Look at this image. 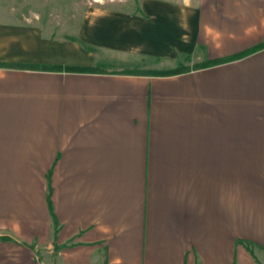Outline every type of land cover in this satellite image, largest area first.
<instances>
[{"label":"crops","instance_id":"1","mask_svg":"<svg viewBox=\"0 0 264 264\" xmlns=\"http://www.w3.org/2000/svg\"><path fill=\"white\" fill-rule=\"evenodd\" d=\"M261 44L264 0H140L53 29L0 4V264H264V48L238 58ZM108 53L189 70L30 68Z\"/></svg>","mask_w":264,"mask_h":264},{"label":"rangeland","instance_id":"2","mask_svg":"<svg viewBox=\"0 0 264 264\" xmlns=\"http://www.w3.org/2000/svg\"><path fill=\"white\" fill-rule=\"evenodd\" d=\"M139 2L140 0H0L2 6H17L18 12H25L27 16H32L34 24L42 26L46 24L51 29L55 28L58 22L64 26H73L77 24L79 18L83 19L85 14L95 8L120 6L126 11H133L138 7ZM75 28L70 30H75ZM107 55L108 61L99 64L96 67L98 70L145 72L166 67V65H157L150 58L124 56L123 60L118 58L120 62H116L112 59L115 55L113 57L110 53ZM39 251L47 263L48 255L43 250Z\"/></svg>","mask_w":264,"mask_h":264},{"label":"trees","instance_id":"3","mask_svg":"<svg viewBox=\"0 0 264 264\" xmlns=\"http://www.w3.org/2000/svg\"><path fill=\"white\" fill-rule=\"evenodd\" d=\"M264 48V44H261L255 48H253L252 50H250L249 52L242 54L240 56H238V58L246 56L252 52H256L259 49ZM237 58V57H236ZM233 60V59H232ZM217 62H213V61H206L203 62L201 64L196 65V68H200V67H206V66H211L216 64ZM0 66H7V63H1L0 62ZM39 67L46 69V70H57V71H69V72H79V71H96L98 70L96 67H86V66H70V65H53V66H46V65H30V68L32 69H38ZM189 70L187 67L185 66H179L173 69H167V70H152V71H145V72H134V73H152V74H156V75H167V74H178L184 71ZM0 240L1 241H14L13 238L9 237V236H0ZM242 243H245L246 247L248 248V250L253 254V248H252V243L247 242V241H243ZM61 248H63L62 246L58 248V250H60Z\"/></svg>","mask_w":264,"mask_h":264}]
</instances>
